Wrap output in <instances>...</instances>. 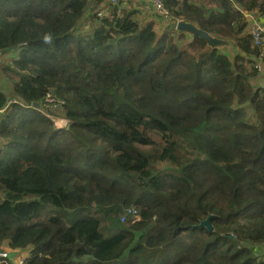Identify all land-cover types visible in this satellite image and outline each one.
I'll return each mask as SVG.
<instances>
[{
	"label": "trees",
	"instance_id": "trees-1",
	"mask_svg": "<svg viewBox=\"0 0 264 264\" xmlns=\"http://www.w3.org/2000/svg\"><path fill=\"white\" fill-rule=\"evenodd\" d=\"M162 2L159 33L127 1L0 0V249L30 248L23 264H264V88L241 12L264 0Z\"/></svg>",
	"mask_w": 264,
	"mask_h": 264
},
{
	"label": "built area",
	"instance_id": "built-area-1",
	"mask_svg": "<svg viewBox=\"0 0 264 264\" xmlns=\"http://www.w3.org/2000/svg\"><path fill=\"white\" fill-rule=\"evenodd\" d=\"M110 3L115 4L121 0H108ZM141 2H147L151 4L154 8V13L156 12L157 16H166L169 17L167 9L164 7L162 0H138ZM244 14V17L247 21V32L252 41V45L257 48L258 53L253 59V63L251 64V69L255 71L254 77H252L253 82L256 86H261L264 84V13H258L257 11H241ZM102 14V13H100ZM179 19L175 20V24ZM169 21V19H168ZM254 87V86H253ZM255 88V87H254ZM46 103H50V108L53 106H57L59 102L55 100L51 95H47L45 98ZM65 121V120H64ZM67 123V121H66ZM126 214H129L133 217L132 221L137 220V210L135 207L126 208ZM122 220H125V216L121 217ZM231 238L236 237L231 234ZM12 251L9 247H3L0 249V264H12L10 252ZM16 260H19L18 255L15 256ZM20 263L21 260H19Z\"/></svg>",
	"mask_w": 264,
	"mask_h": 264
},
{
	"label": "rangeland",
	"instance_id": "rangeland-1",
	"mask_svg": "<svg viewBox=\"0 0 264 264\" xmlns=\"http://www.w3.org/2000/svg\"><path fill=\"white\" fill-rule=\"evenodd\" d=\"M122 1L129 2L130 6H132V5L138 6V7H135L136 10H137V13L135 15L136 18H139L140 20H143L144 21V20L148 19V17H150L151 18L150 20H152L154 22V26L153 27L155 28V31L156 32L163 31L166 28V26L162 30L157 28V25L156 24H162L163 23L162 19L163 18H167V17L166 16H162V17L161 16H157L156 15V12L150 14L149 12H154V8L151 6V4H149L147 2H143V4H141V2H139L138 0H122ZM144 4L147 6V8H145L143 6ZM144 10H147V12L149 13V14H147V16H146V13H144ZM154 20H158V21L155 22ZM177 41L180 42L179 40H177ZM231 51H228V52H231ZM253 80L254 79H251L250 80V83H251L252 86H254L255 88H264V84H262L261 86H256L254 84ZM2 81H4L3 78H2ZM2 86H4V89H7L4 84ZM48 106H51V104L50 103H45V107H48ZM57 108H58L57 106H53V108H51V109L56 110ZM39 110H41L45 116H47L48 118H50L52 120L54 126H56L57 128H62V127L63 128H66L68 126V124L66 123L67 119H65L63 117H58V116L51 115L48 111H46V110L43 111L42 108H40ZM129 207H135V206L132 205V206H129ZM129 207H127V208H129ZM130 218H131V220L133 219L132 216H130ZM136 218H137V220H139V218H140V216H139L138 213L136 215ZM120 219H121V217H120ZM137 220H135V221H137ZM121 221H125V220H122L121 219ZM135 221H132V222H135ZM210 222H211V220H210ZM3 247H5V246H3ZM21 252L22 253H19L18 254V257H19V260H21L22 263H20L19 260H16L17 264H23L25 258L28 257V250L27 249L24 250V251H21ZM262 252H264V250H262ZM262 252L260 253V255H262ZM13 259H16V257L14 256Z\"/></svg>",
	"mask_w": 264,
	"mask_h": 264
},
{
	"label": "water",
	"instance_id": "water-1",
	"mask_svg": "<svg viewBox=\"0 0 264 264\" xmlns=\"http://www.w3.org/2000/svg\"><path fill=\"white\" fill-rule=\"evenodd\" d=\"M175 29L177 31H183L191 35V39H197L200 38L204 40L210 48H216L220 49L223 51H231L232 46L229 43L228 40L220 37H216L209 32L199 28L192 22H188L184 19H179L176 24H175ZM31 106L36 109L41 108V103L40 102H33L31 103ZM214 217L213 214H208L206 218L201 220L196 227H205L207 230L212 231L213 230V225L210 222L211 218ZM231 238V236H230Z\"/></svg>",
	"mask_w": 264,
	"mask_h": 264
},
{
	"label": "crops",
	"instance_id": "crops-1",
	"mask_svg": "<svg viewBox=\"0 0 264 264\" xmlns=\"http://www.w3.org/2000/svg\"><path fill=\"white\" fill-rule=\"evenodd\" d=\"M142 4H143V3H142ZM140 5H141V4H140ZM143 6H144L145 8H147V6H146L145 4H144ZM137 7H138V6H137ZM252 11H256V10H252ZM101 12H102V11H101ZM250 12H251V11H250ZM144 13H146V16H147V14H149V13L151 14V13H154V12H149V13H148L147 10H144ZM102 14H105V13H102ZM150 19H151V18L148 17V19H146V20H150ZM138 20H140V19L138 18ZM154 21L156 22V21H158V20H154ZM162 21H163L162 24H156V25H157V28H158V29H161V30H162V29L168 24V22H169V21H168V18H163ZM174 28H175V26H174ZM175 30H176V29H175ZM158 32L160 33V32H162V31H158ZM185 33H186V32H185ZM187 34H188V33H186V35H187ZM210 34H211V33H210ZM189 36L191 37L190 34L187 35V37H189ZM216 37H217V36H216ZM226 40H227V39H226ZM231 46H232V45H231ZM232 49H233V46H232ZM254 58H255V57H253L252 60H253ZM251 64H252V63H251ZM248 67L251 68V65L249 64ZM0 84H1V85L4 84V85L6 86V83H5L4 81H2L1 76H0ZM3 88H4V86H3ZM2 112H3V111L0 112V115L2 114ZM3 246H5V245H3ZM5 247H6V246H5ZM26 249L28 250V255H29V250H30V248H25V249H22V250H20V249H12V251L10 252V257H11V262H12V264H17V262L15 261V259H13V257L16 256V255H18L19 253H22L21 251H24V250H26Z\"/></svg>",
	"mask_w": 264,
	"mask_h": 264
},
{
	"label": "clouds",
	"instance_id": "clouds-1",
	"mask_svg": "<svg viewBox=\"0 0 264 264\" xmlns=\"http://www.w3.org/2000/svg\"><path fill=\"white\" fill-rule=\"evenodd\" d=\"M3 248V247H2Z\"/></svg>",
	"mask_w": 264,
	"mask_h": 264
}]
</instances>
